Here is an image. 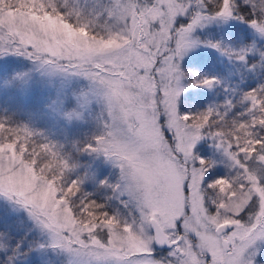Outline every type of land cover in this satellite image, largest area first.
<instances>
[{"label": "snow or ice", "instance_id": "6c2138e0", "mask_svg": "<svg viewBox=\"0 0 264 264\" xmlns=\"http://www.w3.org/2000/svg\"><path fill=\"white\" fill-rule=\"evenodd\" d=\"M0 264H264V0H0Z\"/></svg>", "mask_w": 264, "mask_h": 264}]
</instances>
